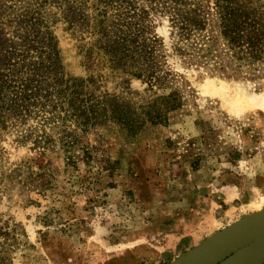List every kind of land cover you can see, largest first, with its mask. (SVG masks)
<instances>
[{
    "label": "rangeland",
    "instance_id": "1",
    "mask_svg": "<svg viewBox=\"0 0 264 264\" xmlns=\"http://www.w3.org/2000/svg\"><path fill=\"white\" fill-rule=\"evenodd\" d=\"M234 2L260 49L224 36L218 0H0V59L50 46L108 109L87 130L59 110L0 122V264H132L192 213L185 192L226 227L264 211V0Z\"/></svg>",
    "mask_w": 264,
    "mask_h": 264
},
{
    "label": "trees",
    "instance_id": "2",
    "mask_svg": "<svg viewBox=\"0 0 264 264\" xmlns=\"http://www.w3.org/2000/svg\"><path fill=\"white\" fill-rule=\"evenodd\" d=\"M234 1L218 0L224 36L240 47L246 34L249 47L252 50L260 49L258 24L252 22L249 16H244ZM43 53L47 54L46 60L41 59ZM37 54L38 62L28 60L29 52L20 54L22 58L19 62L10 63L0 59V122L8 114L28 118L33 110L45 114L59 110L65 114L62 117L64 123L72 122L84 130L107 121L108 109L101 101L92 96L86 97L81 90H77L76 85L62 79L56 50L48 46L45 52L38 50ZM112 110H118V106L114 105ZM113 119H116L115 116Z\"/></svg>",
    "mask_w": 264,
    "mask_h": 264
},
{
    "label": "crops",
    "instance_id": "3",
    "mask_svg": "<svg viewBox=\"0 0 264 264\" xmlns=\"http://www.w3.org/2000/svg\"><path fill=\"white\" fill-rule=\"evenodd\" d=\"M184 195H187V202L183 203V207L185 204V208L192 213L189 216L179 215L174 219V222L158 228L154 238L161 239V243L152 245L154 250H151V255L149 249L146 250L147 248H145L146 253L138 252V255L133 258L132 264H143L144 262L146 264H163V260L166 262L164 264H174L209 237L225 229L224 214L216 211L218 203L214 198L211 199L207 196L197 198V194L188 196V192H185ZM179 203L182 205L181 200ZM200 210L204 211L202 215H200ZM223 226L224 228H222ZM259 248L260 242H255L249 250L235 253L222 264H248L249 256ZM243 256L247 258L244 261Z\"/></svg>",
    "mask_w": 264,
    "mask_h": 264
},
{
    "label": "water",
    "instance_id": "4",
    "mask_svg": "<svg viewBox=\"0 0 264 264\" xmlns=\"http://www.w3.org/2000/svg\"><path fill=\"white\" fill-rule=\"evenodd\" d=\"M258 241L260 248L249 256L248 264H261L264 261V211L244 218L209 237L174 264H216L233 253L246 252ZM240 248L243 249L238 251Z\"/></svg>",
    "mask_w": 264,
    "mask_h": 264
},
{
    "label": "bare ground",
    "instance_id": "5",
    "mask_svg": "<svg viewBox=\"0 0 264 264\" xmlns=\"http://www.w3.org/2000/svg\"><path fill=\"white\" fill-rule=\"evenodd\" d=\"M253 204H255V203H253ZM253 204H250V206H249L250 209H251V207H252ZM263 204H264V198L262 199V201L260 202V204H259V203H258V205L255 204V206H253V208L255 207V209L259 212V211L262 209V205H263ZM253 210H254V209H253ZM256 210H255V211H256Z\"/></svg>",
    "mask_w": 264,
    "mask_h": 264
}]
</instances>
